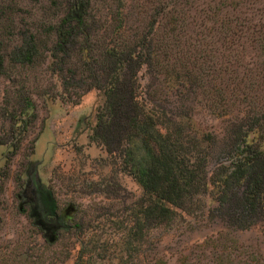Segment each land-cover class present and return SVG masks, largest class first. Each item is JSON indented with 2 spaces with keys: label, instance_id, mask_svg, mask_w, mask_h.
<instances>
[{
  "label": "rangeland",
  "instance_id": "obj_1",
  "mask_svg": "<svg viewBox=\"0 0 264 264\" xmlns=\"http://www.w3.org/2000/svg\"><path fill=\"white\" fill-rule=\"evenodd\" d=\"M69 1L0 0L3 54L19 43L22 32L35 36L40 52L32 63L22 66L5 59L0 73V264H75L77 257L89 264L91 254L92 264H264V217L239 230L217 215L212 192L200 196L198 209L191 213L177 210L168 225L142 229L135 247L125 243V229L130 225L127 208L141 190L117 170L116 160L113 163L86 138L94 108L101 102L98 92L62 88L47 57L55 26ZM162 1L88 0L86 11L93 32L89 47L96 50L101 40L106 42L102 35L120 17L119 39L132 40L134 30L139 33L145 26L153 5ZM220 2L223 15L216 19L223 22L222 33L210 17L203 21L205 27H198L199 10L206 3ZM179 4L189 39L197 30L206 33L198 46L204 55L199 59L202 71L194 68L202 87L185 100L173 99L168 104H181L195 133L210 134L219 143L237 111L251 107L264 113V0H188ZM234 16L239 17L237 22L248 20V28L237 29L231 20ZM158 18L163 25L165 18ZM154 29L159 41L157 24ZM77 47L74 45L64 65L66 76L70 74L67 67L75 68L77 74L79 56L88 54L87 48ZM149 74L144 67L137 73L143 84L149 82ZM160 85L165 83H154L158 92ZM23 97L31 101L35 116L22 126L16 122ZM247 139L264 149L258 131H251ZM31 162H35L32 167ZM215 162L213 157L208 159L210 170ZM28 169L48 190L56 214V220L43 219L39 227L27 203L22 202L23 196H29L27 191L22 193L23 188L32 186ZM91 248L99 250L98 257L89 252Z\"/></svg>",
  "mask_w": 264,
  "mask_h": 264
},
{
  "label": "trees",
  "instance_id": "obj_2",
  "mask_svg": "<svg viewBox=\"0 0 264 264\" xmlns=\"http://www.w3.org/2000/svg\"><path fill=\"white\" fill-rule=\"evenodd\" d=\"M187 1L155 3L145 26L139 33L134 30L130 41L118 37L120 17L102 35L107 41L101 40L93 50L89 47L93 32H90L86 11L88 0H70L48 48L51 69L57 71L62 88H81V93L95 89L101 99L94 108L93 123L86 134L88 142L99 146L113 163L116 160L117 170L129 176L141 190L140 196L127 208L130 225L125 229L124 241L132 247L136 246L142 229L168 225L177 210L191 213L198 209L200 196L207 192L214 193L217 215L239 230L251 227L264 217V149L247 139L256 130L264 142V113L251 107L237 111L217 143L210 134L195 133L181 104H168L173 99L185 100L195 88L202 87L194 68L202 71L199 59L204 55L198 46L206 33L197 30L190 39V34H186V16L177 6ZM223 6L222 2L206 3L199 10L198 27L210 17L222 33L223 22L216 18L223 15L220 11ZM159 16L165 18L163 25L158 23ZM238 19L237 16L231 19L237 29L248 28V20L237 22ZM156 24L160 30L159 41L155 39ZM74 45L90 52L86 50L85 58L79 56L77 74L75 68L66 66L70 73L66 76L62 71ZM2 46L0 41V73L4 71L5 59L11 65L22 66L32 63L40 54L35 36L30 32H22L19 43L5 54ZM143 67L150 73L145 84L137 75ZM157 82L165 83L160 85L159 92L154 87ZM182 95L185 96L180 98ZM20 109L16 123L29 125L35 115L27 97L22 98ZM211 157L216 161L212 170L208 168ZM26 173L32 182L34 198L28 204L23 196L22 202L33 212L38 227L42 226L43 219L56 220L48 190L39 184L34 172L28 169ZM96 251L99 250L91 248L89 252ZM95 254L98 257L99 252ZM91 256L87 260L89 264L94 258ZM82 262L81 257L75 259V264Z\"/></svg>",
  "mask_w": 264,
  "mask_h": 264
},
{
  "label": "flooded vegetation",
  "instance_id": "obj_3",
  "mask_svg": "<svg viewBox=\"0 0 264 264\" xmlns=\"http://www.w3.org/2000/svg\"><path fill=\"white\" fill-rule=\"evenodd\" d=\"M26 187L27 188H23L22 193L25 191L28 192L29 196L26 197L25 201L27 200L26 202L29 204L34 198V189H33V186H26Z\"/></svg>",
  "mask_w": 264,
  "mask_h": 264
}]
</instances>
